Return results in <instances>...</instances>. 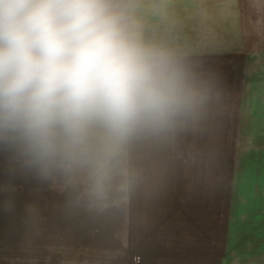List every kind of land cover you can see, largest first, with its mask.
Instances as JSON below:
<instances>
[{
  "label": "rangeland",
  "instance_id": "374dc122",
  "mask_svg": "<svg viewBox=\"0 0 264 264\" xmlns=\"http://www.w3.org/2000/svg\"><path fill=\"white\" fill-rule=\"evenodd\" d=\"M194 118L39 158L0 129V264H264V0H129Z\"/></svg>",
  "mask_w": 264,
  "mask_h": 264
},
{
  "label": "clouds",
  "instance_id": "9594fccd",
  "mask_svg": "<svg viewBox=\"0 0 264 264\" xmlns=\"http://www.w3.org/2000/svg\"><path fill=\"white\" fill-rule=\"evenodd\" d=\"M204 96L129 0H0V129L41 159L194 118Z\"/></svg>",
  "mask_w": 264,
  "mask_h": 264
}]
</instances>
